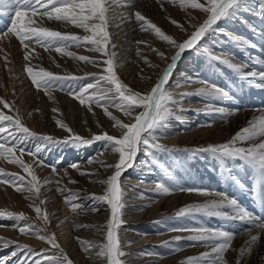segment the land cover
Listing matches in <instances>:
<instances>
[{
  "label": "snow or ice",
  "instance_id": "obj_1",
  "mask_svg": "<svg viewBox=\"0 0 264 264\" xmlns=\"http://www.w3.org/2000/svg\"><path fill=\"white\" fill-rule=\"evenodd\" d=\"M171 2L176 3L177 0H171ZM113 3H120V0H0V15H8L9 13L4 11L5 8H8L11 16L10 27L0 31V39L11 33L18 40L24 49L25 71L28 77H30L32 84L37 89L43 88L49 94L50 99L52 98L51 91L58 87L62 90H67L69 96L78 100L80 105L87 106L89 110H91L92 105L102 107L109 119L114 122V127L120 131L119 136L103 132L101 134H93L88 139L74 133L63 121L57 120L56 123L59 127L69 133L68 137L57 139L51 135L38 134L31 131L22 122L18 109L15 110L17 113L15 115L5 114L3 111H0V158L7 160L9 163L19 165L31 177V179L25 181L21 176L10 174L0 169V181L13 185L18 192L26 191L34 196H39L40 183L35 170L32 165L25 163L22 158L17 157L15 155L16 151H19L21 157L25 153L33 156L37 165H43L40 153L45 149L57 147H74L79 149L81 147H90L94 142H99L103 145L99 150L100 153L112 152L118 154V162L104 165L107 168L114 169V173L106 180L99 181V183L106 185L105 193L103 195L91 194L86 198L92 200L93 204H107L110 207L111 219L108 221L106 243L99 246L100 250L97 255L106 258L107 264H125L121 257L126 254L121 250L117 232L118 227L123 223L120 218L121 209L124 207V193L120 183L122 174L127 169L135 166V159L141 151L147 157L153 158V163H155V151H170L165 145L157 142L156 133L158 130L165 128L166 121L172 114L169 105L174 103V100L167 87L176 71V66L186 51H200L201 47H203L202 42L206 41V37L211 38L212 34L217 33L223 34L222 28L217 27L219 22L236 18L237 13L246 7V0H204L203 3L201 0H179V6L186 12L192 9L198 11L203 16L202 21L193 23L195 17L191 16V13H188L189 20L187 22L193 29L191 32H188L184 24L170 19V22L176 25L180 32L186 33V38L182 40L165 34L160 27L148 20L141 12L136 11L132 13L135 22L140 25L141 31L154 33L156 38L174 50V54L169 57L163 51L155 48L152 49L153 53L161 61L168 60L170 62L167 63L158 80L145 94L134 91L116 74L117 53L114 51L116 45L112 42L108 31L110 24L109 12ZM261 15L264 16V7H262ZM49 21L59 22L64 26L74 25L76 28L82 29L86 34L81 36L74 33L52 30L44 26ZM144 43L146 42L137 41V44ZM233 43L241 47H257L251 41L243 38L234 40ZM35 46H39L46 51L54 50L62 56H68L86 64L101 67V73L87 74L91 77L92 82L84 83L85 77L71 74H54L43 68L34 70V67L31 65V59L33 58ZM72 46L88 48L92 52L101 54L104 58L93 59L83 55L77 56L75 52L67 50ZM204 51L208 53L212 61L238 72L242 78L247 80L250 86L264 88V71L244 72L242 66L233 63L230 59L224 58L222 55H213L207 48ZM145 63L149 62L145 59ZM57 66L59 67V65ZM249 77L253 79L249 80ZM253 80H258L261 83L253 85ZM187 82L191 83L193 81L189 79ZM201 82L204 86L197 90L198 95L213 100L230 98L229 93L218 85L208 81ZM181 95L188 94L184 93ZM0 104L3 105L4 109L13 111V106L7 101L0 100ZM109 106L123 111L124 115L130 118V122L124 123L114 116L108 111ZM205 111L209 113H222L223 109L207 105ZM134 112L138 114L133 116ZM208 126H211L210 123ZM257 137H264V116H261L258 120L250 121L248 126L242 128L229 141L196 149L194 153H210L219 162L241 160L247 166L257 170L260 184L254 186L253 189L254 194H257L260 190H264V141L259 143L254 142ZM29 140L36 142L33 149L26 147ZM249 141H252V143L248 147L238 146V144ZM94 162L103 165V161L96 160L95 158L88 159L89 164ZM50 167L55 174L57 166L51 165ZM70 167L81 172L78 164H72ZM85 174L91 175L90 173L81 172V175ZM232 179L235 180L236 178L232 177ZM55 182L59 184V180ZM70 183H76V181L70 180ZM58 191H69V196L65 197V202L70 205L73 212H76L78 209L83 210L80 204L73 202L79 199V192H71L63 188L58 189ZM155 191L160 195L172 194L175 191L198 193L205 196L215 195L218 199L210 200L204 204L185 207L177 215L185 216L196 213L222 215L223 213L218 210L228 206L232 208L234 214L226 216V219L246 222L264 231V218L254 217L240 207L235 198H229L224 193L197 187L169 188L159 183L156 185ZM142 196L143 193L141 194ZM41 203L43 204L44 201H41ZM97 210L95 207L92 208L93 212ZM35 212L39 218L43 219L46 223L48 222V216L42 212L40 207H35ZM5 215L7 218L16 221L12 227L18 228L20 234L36 237L41 241H46L53 248H60L55 234H42V230L31 223L23 213H0V217ZM194 231L197 234L189 237L192 241L212 242L214 244L219 241L212 250L216 254V258L212 261V264H227V261L224 260V253L231 247L236 233H226L223 230H212L203 227ZM176 239L179 240L180 238L177 237ZM258 240L259 235H251L250 240L246 241L247 247L240 249L241 257L246 255V253H250L252 246ZM12 244H15V248L8 256L0 257V264H10V262L11 264H73V261L62 249L59 253H52L49 249L37 250L29 245H21L15 243V241L0 238V246L9 247ZM92 246L87 245L82 250L89 251ZM187 264H199V259L189 257L187 258ZM237 264H239V261H237Z\"/></svg>",
  "mask_w": 264,
  "mask_h": 264
},
{
  "label": "bare ground",
  "instance_id": "obj_2",
  "mask_svg": "<svg viewBox=\"0 0 264 264\" xmlns=\"http://www.w3.org/2000/svg\"><path fill=\"white\" fill-rule=\"evenodd\" d=\"M132 1L134 0H120V3L112 4L113 13H114L113 18L116 17L115 20H113L114 22L112 23V25H113V29L117 30L119 44L121 43L122 44L121 46L123 45L125 46L124 48L125 51L123 53H119L117 56L118 57L117 67L119 68V72L122 75L123 82L129 85V87H131L134 91H136L137 69H135L134 65L136 64V61L140 58L141 55L140 53L138 54L136 50L137 48L135 45L136 43L135 41L137 40H134L133 38L136 36V31L140 29V25L137 22H135L134 17L132 16V13L136 12V6L134 5L133 7H129L130 6L129 5L127 7H124L125 5L130 4ZM251 2L252 0H250L249 2L247 1L246 3H248L247 5L252 6ZM253 3L255 4V6L259 5L254 1ZM170 7L171 9H178L184 12L185 14L191 13V16L195 17L194 21L196 22H200L203 19L202 14L196 10L189 9L186 12L183 8L179 6V0L176 2V6L171 5ZM44 26L49 27L52 30L61 31L58 27V24H56V22L55 23L47 22ZM73 27L75 26L73 25ZM116 27H118V29ZM223 32L227 33L228 29L227 28L226 30L224 29ZM176 34H173V36L178 40H182L186 38V33H182L180 32V30H176ZM222 46L224 45L222 44ZM17 47L22 49V51L24 52L22 46L19 44L18 41H16L15 37L11 33L0 39V69L6 68L5 63L7 60L6 59L7 56L4 54V52L8 50V54H9L12 49H16ZM242 48L247 49L246 46L241 47V49ZM71 49L75 50L76 47L74 49L72 46ZM71 49L69 51H71ZM152 49L149 50L151 52L149 56L155 55ZM155 49L165 52V54L169 57L172 54H174V50L169 48V46L158 45L155 46ZM35 51L37 53L41 51H45L47 52V54L48 53L50 54V57L48 55L46 60V63H48L50 67H55L57 64H65L67 69L68 68L74 69V71L78 70L79 73L80 72L92 73L94 72V70L97 71L101 70V67H98L93 64H83V63L81 64L79 62H76V60L75 61L69 60L71 65L67 66L68 63H64L62 61L64 59L61 58V55H59L60 57L59 58L58 56H55L56 54L54 55L55 52L53 51L50 52L49 50L48 52L46 50L39 48L38 46L37 47L35 46ZM76 51H77V55L91 56L93 59L104 58L102 57L101 54L92 52L85 47L77 49L74 52ZM224 54L230 56L228 55L229 53L227 52V50L226 52H224ZM144 57L148 58L146 55H144ZM190 61L192 63L190 65L192 68H194L193 69L194 71L196 68L195 62H193L192 60ZM169 62L170 61L168 60L163 61V66L159 68L157 67L158 68L157 72H159L160 74L163 68ZM185 70L189 71L191 70V68L185 67ZM221 70H223L225 74L226 70L222 68ZM202 72H199L197 74L194 72L193 74L188 72L186 74H183V76H187V77L183 78L182 80L171 81L172 80L171 78L167 90L172 94L174 103L170 104L169 108L172 115L177 111H179V113L177 114L178 117L177 123L171 124L172 125L171 126L169 122H166L165 128L158 131L159 134H161V137H159L158 140L163 144L165 143V146H168L167 144L169 143L170 146L173 147H177L179 145H185V146L199 145L198 147H202L203 145L209 144L208 142L211 141L213 145H216L222 142L221 138H219V134L231 127L230 126L228 128L226 125H233L236 123L231 118H230L231 120H228L230 117L229 116L230 112L223 111L224 113H216V112L209 113L205 111L206 106L212 105L216 107L214 104L204 103L200 98H198L197 100L192 98V94L197 93V90L204 86V84L201 82L204 81V78L203 79L201 78ZM207 73L210 76L209 78L212 79L214 82H216L217 80L216 74H214L215 75L214 77L212 71L209 68L207 70ZM189 79H191L193 82L191 83L187 82ZM21 80L23 81V85L15 83L11 80L6 81L5 79L0 82V99L7 101L10 105L13 106V111H10L9 109H6L5 111L9 115H15L17 114L15 110L18 109L19 110L18 114L21 116L23 123L28 122L31 129L38 128L39 130H42V123L44 120L47 121L46 118L48 116V112L42 107L40 109V108H36L35 105H32L36 103L35 101L38 98L35 99L36 94L34 90L31 87H29L28 84H26V81H24L23 79ZM218 81H220V79ZM227 81L230 82L231 80L227 78ZM236 86L239 87V85ZM228 88L229 89L231 88L230 83H228ZM148 89L149 88L147 87L146 89L147 91L146 92L141 91V93L142 94L147 93L150 90ZM45 93L46 95L48 94L47 92ZM184 93H187L188 95H181ZM51 94L53 95V92H51ZM32 100H34L32 104L28 103L31 102ZM235 100L236 99H232L231 104H234L236 108L238 107L237 104L239 103H242V105H244L245 103H249L247 100L246 101L242 100L239 101L238 103L237 100L236 101ZM259 100L261 101V99L258 98L256 102H260ZM211 101L214 102L213 99H211ZM24 103L25 105L27 103L31 104L27 109L28 111L24 108L25 105L22 107ZM175 106H177L178 108L174 109ZM93 107L94 108L92 109L97 111V113H99L100 116L104 115V117L107 118L106 113L104 112L102 107L99 106L98 107L93 106ZM108 111H110L114 116L122 120L124 123L130 122V118L125 116L123 111L116 110L114 108L113 109L108 108ZM249 111L251 113H257L264 116V109H259V110L250 109ZM137 114H138L137 112H134L133 116ZM206 114H210L209 116H211L212 118L218 116L219 119H223V118L225 119L220 120L219 122H215V124L213 121L203 122L202 120H198L197 115H200V119H201V117ZM209 123H211L210 124L211 126H208ZM96 128L98 127L96 126ZM103 132H107L108 134L113 136L120 135L119 129L114 127V122L111 121L109 118L106 119L104 128L96 129L94 130V132H90L88 134L90 135L101 134ZM63 134L65 133L63 132ZM258 139L259 137L255 138L254 142H257ZM261 140L264 141V137ZM249 142L252 143V141ZM29 144H30V140L27 142L26 147L28 149H33L34 143L31 146ZM72 149L68 150L67 148L63 151H58L60 152V154L56 158L53 156L52 152H50L49 155L46 156L42 154L43 157L42 155H40V159L43 160V165H37L35 163V158L31 155H28L27 153H25L21 157L19 151H16L15 155L17 157L22 158L25 163L32 165L40 183V194H41V195L39 194L41 196L40 198H45L46 202H48L47 204L50 205V216L48 217V222H49L48 225L50 231H47L46 234L47 235L55 234L56 239L60 238L61 241L63 240L64 244L67 246V249L64 252L65 254H68V252H72V251L81 254L80 257L82 258L81 259L82 264H107L106 258L99 257L97 254L100 250L99 246L102 245L104 242L103 238H104L105 230H107L105 223L106 220L104 218L108 214H111L110 207L107 204H93L92 200L87 199L86 197H88L91 194H95V195L104 194L103 189L106 187V185L100 186L98 181L101 180V178L103 177L102 175L108 173L111 174L114 173V169L107 168L104 165L114 164L118 162V154L112 152L100 153L99 151L100 149L93 151L84 148H79V150L78 149L72 150ZM158 154L159 155L154 154V158H156L155 162L159 165L161 169L165 170V173L169 177L167 178L168 181L165 180L166 181L165 182L163 180L164 177L160 176L155 172V167H153L152 159L148 161L149 157H147L143 151L139 152L135 159V167L136 166L142 167V169L137 170L135 174L131 175L130 173H128L126 174V176L121 177L120 183L122 189H124L125 192L123 196L124 207L121 209L122 215L120 217L123 223L119 226L120 227L119 231L121 233V237H120L121 238L120 241L122 243L121 250L126 254L123 257H121V259L125 262V264H187V258L195 257L199 259V264H212V261L216 258V254L213 253L212 250L213 247L219 243V241L215 242V244L212 242H196L190 240L189 237L196 235L197 233L194 230L201 227L212 230H218L217 226L220 224L217 223L218 220L214 219V217L215 216L224 217L225 214L208 215L203 213H196V214H189L187 218L180 219L178 217L179 219L177 220H174L175 218L173 217H171L172 220H169L168 218L175 211H180L188 206L207 203L210 200L218 199V197L215 195L205 196L198 193H188L183 191H175L172 194L160 195L155 191V188L156 185L159 183L169 188L197 187V188L211 189L218 193H224L227 187V180L225 181L224 179H218L219 177L212 176L213 173H215V171L216 172L218 171L215 168V165L204 166L203 168L199 169L200 171L199 175L195 174L194 173L195 170L190 171L188 169H190L192 166H195L197 168L202 167L203 163L198 162V164H194V162L187 159L186 157L180 156L182 161L181 164L186 168L185 173L184 172L183 173L187 175L188 177L187 178L186 175L184 176L180 172H178L179 170H177V167H175L176 164L174 165V161L172 159L171 160L170 158L167 159V157H165L163 153L158 152ZM76 155H79L80 157L74 159L75 161L72 160L73 158L76 157ZM157 157H161L162 159H159ZM89 158H95L96 160L103 161V165L95 162L89 164L88 163ZM72 164H78L81 172L90 173L91 175L88 174L81 175V172H78L76 169L70 167V165ZM167 164L170 167L167 168L166 167ZM51 165L57 166L55 174L52 172V168L50 167ZM7 167L9 168L8 170L15 172L16 175L29 180V178L25 177L24 175V173L25 174L28 173L24 169H22L19 165L9 163L7 160L0 158V169L7 171ZM169 169H171L170 170L171 172H169ZM205 169H209V170L207 171ZM65 172H67V174H65ZM125 172L127 173V170ZM210 177L213 178L214 180L210 179ZM57 180H59V184L55 182ZM70 180L76 181V183H70ZM6 184H7L6 182L0 181V186L1 189L3 190V194L6 195L5 197L7 201L13 202L14 200L12 205H7L8 206L7 209L16 211V213L19 214L23 213L28 218L30 214L29 210H26L24 207H22V205H20L22 202L21 199H23L24 196L25 197L24 200L25 201L29 200L30 202V200L36 201L37 198L26 191L18 192L16 188L11 184L8 185L10 187L9 188ZM61 188L70 190L71 192H79L80 193L79 199L73 202L80 204L83 210L78 209L76 212H73L70 205H68L65 202V197L69 196V191H63V192L58 191V189ZM230 192H229L230 196L237 197L238 199L242 195V193L239 192L238 189L235 187H232ZM142 193L143 196L141 197ZM63 194H65V196H63ZM248 195H250V193ZM230 196L228 197L232 198ZM15 202H16V206H14ZM2 204L3 203L0 202V206H2ZM93 207L97 208L98 210L93 212L92 211ZM218 211H220L221 213L226 212L229 213L230 215L234 214L232 208L228 206H225L219 209ZM154 219H157V221L151 222ZM14 223L15 222L9 220V218L5 220H0V238H3L8 241H15V243L21 245H29L34 249L35 247H40V246H46L47 248L52 250L55 249L51 247L46 241H41L40 239L33 236H26L20 234L18 228L12 227ZM34 223H36L37 226L40 225L39 227L43 228L42 227L43 221L36 222V220H34ZM244 224L245 225L240 224V222L238 221L237 222L234 221L232 226H230V229H228L230 231L229 233H236V235L234 236V239L231 243V247L224 253V260L227 261V264H232L233 261L235 260V252H236L235 244L238 243L239 239L259 229L252 225H249L246 222H244ZM82 226H86V227H82ZM180 229H186V230H180ZM244 230L246 231L244 232ZM177 237H179L180 239L177 240L176 239ZM168 240H170L172 244H168V242H170ZM164 241H166V244L161 245L160 242H164ZM159 243L160 246H158ZM12 245H14L13 247L14 249L15 244ZM87 245H93V246L90 248L89 251H83L82 249ZM54 251L52 253L60 252L59 249H55ZM165 251H167V254ZM202 254H207V255H202ZM254 254H256V251L252 249V251L250 253H247V255L244 257V260H242L243 261L242 264H255L257 258L255 259ZM74 262L76 263V261Z\"/></svg>",
  "mask_w": 264,
  "mask_h": 264
},
{
  "label": "rangeland",
  "instance_id": "obj_3",
  "mask_svg": "<svg viewBox=\"0 0 264 264\" xmlns=\"http://www.w3.org/2000/svg\"><path fill=\"white\" fill-rule=\"evenodd\" d=\"M247 1L249 2L250 0H246V2ZM253 1L259 5L255 6ZM201 2L203 3L204 0H201ZM172 3L173 2H171L169 0H134L130 4H128L127 6L130 5L129 7H133L135 5L136 11L141 12L148 20H150L152 23H154L158 27H160L161 30L164 31L165 34H167V35L173 36V34H176V30H179V28L176 25H174L170 22V19L176 20L179 23L184 24V26L188 30V32H191L192 27L187 22L189 20V15L185 14L184 12H182L178 9H171V7H170L171 5L176 6V3H173V4ZM251 3H252V6L247 5L248 3H246V7L237 13L236 18L228 19V20H222L219 22L217 27L222 28V31L224 29L226 30V28H227L228 29L227 33L223 32V34H220V33L212 34L211 38L206 37L205 38L206 41L202 42L203 47H201L200 51H195V50L186 51L184 53L183 57L181 58L180 62L176 66V71L173 74L172 80H171V81L182 80L183 78L187 77V76H183V74H186L188 72L191 74H193V72L197 74V73L203 71L201 78L202 79L204 78V81H208L210 83L216 84L220 88L224 89L226 92L229 93L230 98H226L223 100H214V102H212L211 99H209L208 97L198 95L197 93L192 94V98L195 100L200 98L204 103L214 104L217 108H221L225 112H230V114H229L230 117L228 120L233 119V121L236 122L233 125H226L228 128L230 126L231 127L219 134V138H221V141H222V142L220 141L221 143H219V144H222V143L229 141L242 128L248 126L250 121L258 120L262 116L261 114L251 113L249 111L250 109L251 110L264 109V97H262V96H264V88L258 87V86H250L247 83V80L242 78L238 72H235L233 69H231L225 65H221L218 62L212 61L210 59L208 53L204 51V49L207 48L208 51L211 52L213 55H222L224 58H228V59L231 58L233 63L242 66V68L244 69L243 70L244 72L264 71V16L261 15L262 7H264V0H252ZM127 6H124V7H127ZM8 10H9L8 8L7 9L5 8L4 11L9 13L10 11H8ZM258 10H259V12H258ZM113 14H114L113 13V7H111L110 12H109L110 24H109L108 31L110 33V38H111L112 42L115 43V45H116L114 51L117 53V56H118L119 53H123L125 51L124 50L125 46L124 45L121 46L122 45L121 43L119 44L118 36H117V30L113 29L112 23L114 22L113 20H115V18H116V17L113 18ZM10 19H11L10 13L8 15H0V31L6 30L7 27H10ZM49 22L53 23L54 21H49ZM193 23H198V22L193 20ZM56 24H58V27L61 30V32L74 33V34L76 33L77 35H81V36L86 34V33H84L83 30H81V29L79 30L78 28L73 27V25L64 26L59 22H56ZM71 27H73V28H71ZM65 28H66V31H65ZM116 28L118 29V27H116ZM67 29H69V30H67ZM68 31H70V32H68ZM176 36H177V34H176ZM242 38L247 39L248 41H251L252 43L257 45V47L246 46L247 49H243V48L241 49L240 45L233 43L234 40H239ZM133 39L137 40V41L146 42L144 44H137V41H135L136 42L135 45L137 48L136 50L138 53H140L141 56L136 61V64L134 65L135 69H137V88H136L137 90L136 91L146 92L147 87L150 89L151 86L154 85V82H156L158 80L159 75L163 72V70L166 67L165 66L163 68L162 72L159 74V72H157V70L159 67L163 66V61H161L160 58L156 54L149 56V54L151 53L149 50L152 48H155V46H158V45L159 46L160 45L168 46V45L166 43H164L163 41H160L158 38H156L154 33L149 32V31H141L140 29L136 31V36ZM16 41H18V40L16 39ZM222 44L224 46H222ZM39 48H41V47H39ZM73 48L75 49V46H73ZM80 48H82V47H80ZM80 48L76 47L75 50L80 49ZM41 49H43V48H41ZM70 49L68 48V51ZM43 50H45V49H43ZM75 50L71 49V51H73V52ZM226 50L229 53L228 55H230V56H227L224 54V52H226ZM49 51L55 52L54 53V55L56 54L55 56L59 57V55H61L54 50H49ZM75 53L77 54V51ZM4 54L7 56L6 57L7 60L5 63L6 68L0 69V82L5 79L6 81L11 80L15 83L23 85V81L21 80V79H23L24 81H26V84H28V86L34 90V92L36 94V95L34 94L36 97L35 99L38 98L35 101L36 102L35 104H32L34 102V100H32L31 102H28V103L35 105L36 108L41 109V107H42L48 112L47 118L45 117L47 119V121L44 120L42 123V130H39L38 128L37 129H31L28 122L24 123V125L28 126V128L31 131H34L38 134L51 135L57 139H64L65 137L69 136V133L65 129L59 127V125L56 123L57 120H61L64 123H66L68 125V127H70L73 130V132L75 131L74 133L80 135L83 138L89 137V139H90V137H92V135H90L88 133L94 132V130H96V129L104 128V125L106 123V119L109 117L107 115H106L107 118L104 117V115L100 116L99 113H97V111L92 109V108H94L93 106H95V107H98V106L92 105L91 110H89L87 106L80 105L78 100H75L71 96H69L67 90H62L61 88H58V87L54 88L51 91V92H53V95L51 94V97H52L51 99L49 98V94L46 95V93H45L46 91L43 88L37 89L32 84L30 77H28V75L25 71V63L26 62L23 59L24 52L22 51V49L17 47L16 49H12L9 54H8V50L6 52H4ZM48 55L50 57V54L49 53L47 54V52H45V51H41L39 53L34 51L33 58L31 59V65L34 67V70H39V68H43L47 71L53 72L54 74H59V75L71 74V75H75V76L85 77L84 83L92 82V81H90L91 77H89L87 75L89 73H84V72L79 73L78 70L74 71V69H70V68L67 69L65 64H57V65H59V67L57 65L55 67H50L48 65V63H46ZM144 55H146L148 58L144 57ZM77 56H80V55H77ZM88 57L92 58L91 56H88ZM61 58L64 59V60H62L64 63H68L67 66L71 65L69 60H73V61L76 60V62H79L81 64L82 63L86 64L82 61L70 58L68 56L62 57V55H61ZM117 59H118V57L116 58L115 71H116V74L118 75V77L123 81L122 75L120 74L119 68L117 67ZM145 59L149 63H145ZM190 60L195 62L196 68L194 71H193L194 68H192L190 65V64H192ZM7 64H8V66H7ZM185 67H189V68H191V70H189V71L185 70ZM208 68L212 71V74L214 77H215L214 74H216V77H217L216 82L217 83L209 78L210 76L207 73ZM221 68L226 70L225 74H224V71L221 70ZM96 71L97 70H94V72H92V73H96V74L101 73V70L97 71V72ZM181 74H182V76H181ZM179 76H181V77H179ZM227 78H229V80H231V81L228 82ZM219 79L221 82L218 81ZM248 79L252 80L253 78L249 77ZM231 82H233V83H231ZM228 83H230V86H231L230 89L228 88ZM257 83H261V82H259L258 80H253V85H255ZM236 85H239V87ZM231 90H232V92H231ZM39 95H42V96H39ZM258 98L261 99V101L259 100L260 102H256L258 100ZM232 99H236L237 103L239 101H242V100L243 101L247 100L249 103H245L244 105H242V103H239L241 105L237 104L238 107L236 108V106H234V104H231ZM28 103L26 105H25V103L22 105V107L25 105L24 108L26 110L31 105ZM2 106L3 105L0 104V111H3L5 114H7V112L5 111L6 109H4ZM109 108L113 109L114 107L109 106ZM176 108H178V107L175 106L174 109H176ZM114 109H116V108H114ZM116 110H118V109H116ZM237 110H239V111H237ZM93 111H95V112H93ZM30 112H31V110H30ZM178 113H179V111H177L176 113H173V115L171 114V116L168 118V120L166 122H169L170 125L177 123V119H178L177 114ZM222 113H224V112H222ZM209 115L210 114L203 115L201 117V119H200V115H197V117H198V120H202L203 122L213 121L214 124H215V122H219L220 120L225 119V118L219 119L218 116H216L215 118H212ZM222 115H224V114H222ZM195 120H197V119H195ZM228 120H226V121H228ZM96 126L98 128H96ZM63 132L65 134H63ZM158 135H160V136H158ZM156 137H157V142L161 143L158 140L159 137H161V134H159V132L156 133ZM262 138L263 137H259V139L257 140L256 143L262 142V140H261ZM33 143H34V145H33ZM94 143L92 144L93 146H90V148L89 147L88 148L87 147H81V148L89 149L90 151H93V150L101 149L103 147V145L99 142H94ZM208 143L209 144L203 145L202 147H198L199 145L198 146L197 145H195V146H193V145H188V146L179 145L177 147H173V146H170V144L168 143L167 144L168 146H166V147L168 149H170V151H168V152L155 151L154 154L159 155L158 152H160V153H163L164 156L167 157V159H169V158H170V160L172 159L174 161V165L176 164L175 167H177V170H179L178 172H180L184 176L186 175V174H184L186 171V168L184 166H182V164H181L182 161H181L180 156L186 157L187 159L194 162V164H198V162L203 163L202 167L197 168L195 166H192L190 169H188L190 171L195 170L194 173L198 174V175L200 174L199 169L203 168L204 166L215 165V168L218 171L217 172L215 171V173H213L212 176L213 177H219L218 179H224L225 181L227 180V187H226L224 194H226L227 196H230L231 188L232 187L237 188L238 191L242 193V195L240 194L241 197L239 199L237 197H232V196H230V197L235 198V200H237V202H238V205L240 207H242L243 209H245L248 213L252 214L254 217L264 218V190H260L257 194H254V192H253L254 186L255 185L258 186L260 184L259 173L257 172V170L247 166L241 160H226L224 162H219L216 158H213L210 153H203V152H195L194 153V150H196V149L205 148L209 145H213L212 141L208 142ZM161 144H163V143H161ZM250 144H251L250 142H246L243 144H238V146L248 147ZM29 145L30 146L33 145V147H35L36 142L33 140H30ZM163 145H165V143ZM67 148H68V150L69 149L71 150L72 148H73L72 150L77 149L74 147H72V148L71 147H64V148L57 147V148L45 149L40 155L43 154L46 156V155H49L50 152H52L53 156L56 158L60 154V152H58V151H63ZM44 153H46V154H44ZM43 155H42V157H43ZM78 157H80V156L76 155V157L73 158L72 160L77 159ZM157 158L162 159L161 157H157ZM151 159L153 160V158L149 157L148 161ZM152 164H153V167H155V172L157 174H159L160 176L164 177V179H163L164 181L167 180V178H169L168 175L165 173V170L161 169L156 162L152 163ZM235 166H236V168H235ZM237 166H238V168H237ZM166 167L168 168L170 166L167 164ZM240 167H241V169H240ZM8 169L9 168L7 167V171L6 170H3V171L8 172L10 174H16L15 172H12L11 170H8ZM140 169H142V167H137V166L131 167V168L127 169V173L124 172L122 174V177L126 176V174H128V173H130L131 175L135 174V172L137 170H140ZM236 169H237V171H236ZM170 170L171 169H169V172H171ZM205 170L208 171L209 169H205ZM236 172H237V174H236ZM112 174L108 173V174L102 175L103 177L101 178L100 181L106 180ZM24 175H25V177L31 179L29 174L24 173ZM232 176L233 177L236 176L235 177L236 179L233 180ZM186 177H187V175H186ZM210 179L214 180L211 177H210ZM229 179L231 180V183H230ZM26 180H28V179H25V181ZM98 183H99V181H98ZM251 183H252V185H251ZM99 184H100V186H104L101 183H99ZM6 185L8 186L10 184L7 183ZM105 190H106V187L103 189L104 193H105ZM122 190L124 193L125 192L124 189H122ZM0 191H1L0 192V202L3 203L2 206H0V213L6 214L8 212H11V213L19 214V213H16V211L7 209L8 208L7 205H12L14 200H13V202L7 201V199L5 197L6 195L3 194V190L1 189V186H0ZM226 191H227V193H226ZM249 193H250V195H248ZM40 195L35 196L37 198L36 201L30 200V202H29V200L25 201L24 200L25 197L23 196V199H21L23 203L21 202L20 205H22V207H24L26 210H29L30 214H29L28 220L31 223H33L34 225L37 226V224L34 223V220H36V222L43 221V225H42L43 228L39 227L40 225L37 226V228L39 227L38 229L43 231L42 234L47 235L46 234L47 231H50L49 225H48L49 222L46 223L43 219H41L37 216V214L35 212V207H40L42 209V212L49 217L50 216V205L47 204L48 202H46L45 198H40L41 197ZM63 196H65V194H63ZM41 201H44V203L42 204ZM32 204H33V206H32ZM202 204H204V203H202ZM14 206H16V202L14 203ZM31 208H32V211H31ZM225 211H227V210H225ZM178 212H180V211L173 212V214L171 216H169L168 219L172 220L171 217H173V218H175L174 220H177L179 218L180 219L181 218H187L189 216V215L178 216L177 215ZM223 214H225L224 217L215 216L214 219L218 220L217 223L220 224L217 226L218 230L222 229L224 232L229 233L230 231L228 229H230V226H232V224L236 220L226 219V216H230L229 213L223 212ZM5 219H8L6 215L3 217H0V220H5ZM31 219H34V220H31ZM104 219L106 220V222H105L106 223V229L108 230L107 226H108V221L111 219V214H108ZM9 220L14 221L12 219H9ZM156 221H157V219H154L151 222H156ZM14 222L16 223V221H14ZM20 223H23V222H20ZM240 224L245 225L244 222H240ZM119 228L120 227H118L117 232H118V237L120 240L121 239L120 238L121 233L119 231ZM250 229H252V228H250ZM107 230H105L103 243H106ZM44 231H45V233H44ZM245 231L246 230H244V232ZM251 235H259V240L252 246V249H254L256 251V254H254L255 259L257 258L255 264H264V231H261L260 229H258L255 232H252L251 234H248L245 237L239 239L238 243L235 244V251H236L235 252V260H234L235 262L233 261L232 264H237V261H239V264H242V262H243L242 260H244V257L247 255V253H246V255L241 257L240 249L247 247L246 241L250 240ZM170 240H172V239H170ZM170 240H168V241H170ZM56 241L60 245L59 250L62 249L63 252H65L67 249V246L64 244L63 240L61 241V239L59 238V239H56ZM160 243H161V245H165L166 241L160 242ZM160 243L158 246H160ZM120 244H122L121 241H120ZM168 244H172L171 241L168 242ZM64 245H65V247H64ZM13 247H14V245H12V246L10 245L9 247H0V257H4V256L9 255V253L13 250ZM42 247H43V249H49L46 246L35 247V249L39 250V249H42ZM55 249H57V248H55ZM55 249H53V250L49 249V250H50V252H53ZM167 251H170V250H167ZM167 251H165L166 254H167ZM66 255H68L69 258L71 257L70 259L73 261V264H79V263L82 264V260H81L82 258L80 257L81 254H78L77 252L72 251V252H68V254H66ZM13 259H15V258H13ZM74 261H76V263ZM10 264H11V262H10Z\"/></svg>",
  "mask_w": 264,
  "mask_h": 264
}]
</instances>
